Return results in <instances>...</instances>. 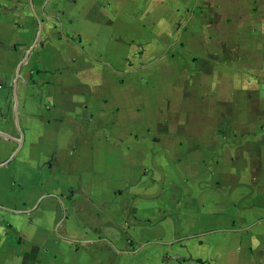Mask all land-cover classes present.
Instances as JSON below:
<instances>
[{
  "label": "crops",
  "instance_id": "0c3cea01",
  "mask_svg": "<svg viewBox=\"0 0 264 264\" xmlns=\"http://www.w3.org/2000/svg\"><path fill=\"white\" fill-rule=\"evenodd\" d=\"M0 264H264V0H0Z\"/></svg>",
  "mask_w": 264,
  "mask_h": 264
}]
</instances>
